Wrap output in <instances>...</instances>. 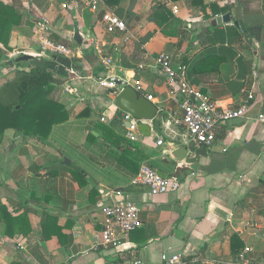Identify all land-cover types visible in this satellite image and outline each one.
Returning <instances> with one entry per match:
<instances>
[{
	"label": "crops",
	"instance_id": "0c3cea01",
	"mask_svg": "<svg viewBox=\"0 0 264 264\" xmlns=\"http://www.w3.org/2000/svg\"><path fill=\"white\" fill-rule=\"evenodd\" d=\"M86 1L0 0L24 15L23 25L11 34L13 52L6 57L40 52L35 28L42 19L51 27L50 39L71 50L70 55L40 58L61 81L53 98L66 107L69 120L54 126L47 141L10 129L0 144V202L13 217L26 216L31 229L27 235L16 232L9 238L5 224L0 223V264H131L138 260L159 264L164 253L184 260L204 247L205 264H226L233 259L234 234L249 258L263 261L264 124L253 118L264 114V0H204L206 5H196L194 0H117L110 5L105 0L126 21L129 32L125 35L106 33ZM211 3L230 8L233 21L213 27L214 20L225 14L211 16L207 9ZM161 4L172 14L163 25L153 20ZM233 27L237 31L228 33ZM237 36L241 39L234 42ZM90 39L102 48L101 54ZM228 41L234 42L229 50ZM163 53L178 64L187 62L190 82L221 107L239 108L249 93L254 99L247 102L242 123L223 126L214 145L206 149L208 155L179 173L178 191L150 195L132 185L137 174L122 162L127 143L103 129L104 124H112L115 134L127 135L123 112L114 105L119 93L102 88L98 81L118 76L127 87H142L141 98L152 97L159 113L155 121L147 122L150 136L139 132L137 142L129 141L140 150V168L147 164L176 178L178 168L185 165L174 160L173 152L180 147L191 153L196 150L182 144V130L172 123L179 110L157 65ZM103 58L111 59V64L105 66ZM5 76L0 70V81ZM160 139L162 147L156 145ZM122 198L142 211L146 241L135 242L138 235L135 241L129 240L133 249L129 256H137L136 260L100 245L105 222L102 207ZM50 218L55 223L47 225L45 233Z\"/></svg>",
	"mask_w": 264,
	"mask_h": 264
},
{
	"label": "built area",
	"instance_id": "2783aa9c",
	"mask_svg": "<svg viewBox=\"0 0 264 264\" xmlns=\"http://www.w3.org/2000/svg\"><path fill=\"white\" fill-rule=\"evenodd\" d=\"M86 7L96 16L100 17V22L108 34H127L129 32L127 24L107 7L105 0H87ZM174 14H178V9L174 8ZM40 40V52L33 54L36 58H45L52 55H70L71 50L63 44H58L50 39L51 27L46 19L38 21L36 28ZM97 52L102 53V48L93 40ZM157 65L164 73L169 85V95L171 100L177 105L179 114L173 118V124L182 130V144L192 149H209L218 138L223 126L229 125L233 120L244 118L248 103L254 99L252 93L248 94V103L239 108H223L216 101L205 95L202 90L193 85L188 77V69L182 64L174 61L169 53L160 54L157 58ZM105 66L111 64V59L103 58ZM102 88L114 90L120 93L125 87V83L118 77H100L98 81ZM137 92L142 91V87L136 88ZM152 101V97H148ZM253 120L264 124V114L253 118ZM122 121L130 124L126 128V136L131 142L139 140V124H147L144 120H137L130 114L123 113ZM102 122L108 123V119L102 118ZM171 122L169 124H172ZM156 145L162 147L164 141L160 139ZM132 185L137 188H145L150 195H163L169 192H176L181 188V182L177 178L163 177L158 171L143 164L132 180ZM121 196V193H117ZM102 214L105 222L101 232L100 245L106 250H113L116 253H123L130 249V234L143 227L142 211L138 204L131 200L122 198L120 201L114 200L111 204L102 207ZM183 259L178 256L163 254L159 264H180ZM131 264H143L140 260ZM226 264H264L263 261H254L244 252Z\"/></svg>",
	"mask_w": 264,
	"mask_h": 264
},
{
	"label": "trees",
	"instance_id": "16d2710c",
	"mask_svg": "<svg viewBox=\"0 0 264 264\" xmlns=\"http://www.w3.org/2000/svg\"><path fill=\"white\" fill-rule=\"evenodd\" d=\"M115 1L117 2V0H106L110 5L114 4ZM194 3L196 5H206L204 0H194ZM207 9L213 17L226 14L230 11L228 7L220 8L217 3L208 4ZM100 17L101 16H99V18ZM171 18V11L163 4L157 7L153 16V20H160V25L169 23ZM123 21L126 23L125 20ZM23 23L24 15L19 9L14 5L0 2V58L4 57L6 53L13 52V49L9 45L11 34L16 27L22 26ZM215 31L216 33L220 32L219 30ZM236 31L234 27L228 28L227 30L228 33H235ZM240 39L241 37L237 36L234 42H238ZM234 42L228 41V47L226 49L229 50V48L234 45ZM223 49L226 50L222 48L221 51H223ZM213 52V50L208 51L204 57L208 56V54L211 55ZM239 62L242 66H245V61L239 60ZM180 64L188 67L187 62H181ZM60 83L61 81L55 79L54 73L47 70L45 67H29V70L18 69L13 79L5 81L0 85V144L3 142L5 132L10 129L15 130L18 135L23 137H33L40 141H47L54 126L64 124L69 120L66 107L53 98V92ZM103 129L107 135H112L119 142L125 141V143H127V152L122 155V162L127 168L132 169V171L137 174L140 170V160L137 158L140 150L136 146H133L126 135L115 134L114 131L116 130L112 124H104ZM106 141L110 142L111 140L106 137ZM132 149L134 150L132 151ZM0 223L5 224V233L9 238L13 237L16 232L27 235L31 230L26 216L22 214L21 216L13 217L8 208L1 202ZM54 223L55 220L53 218L48 219V224L44 226L45 233H47V225L52 226ZM25 227L28 228L24 230ZM135 235H138L140 239L138 238L135 241L133 238ZM45 238L49 239L50 235L44 236V239ZM129 240H134L135 242L146 241L143 227L134 230L130 234ZM205 249L206 247L202 248L200 252L194 254L192 257L184 259L180 264H205V260L202 258ZM244 249V243L238 235L234 234L232 236L233 258L241 254ZM132 250L133 249H129L121 253L123 254L121 256L127 260H136L137 256H129ZM20 263L23 264L22 262Z\"/></svg>",
	"mask_w": 264,
	"mask_h": 264
},
{
	"label": "water",
	"instance_id": "95a60500",
	"mask_svg": "<svg viewBox=\"0 0 264 264\" xmlns=\"http://www.w3.org/2000/svg\"><path fill=\"white\" fill-rule=\"evenodd\" d=\"M232 13H227L223 16L217 17L213 22V27L222 26L223 24H230L232 22ZM234 25L237 28L242 27L240 22H235ZM78 42H82L80 39V34L76 33ZM18 62H27L30 67L33 68H44L45 61L40 58H35L31 55H23ZM10 65H13L10 62ZM114 93V91H113ZM114 105L123 113L130 114L133 118L137 120H144L146 122H153L158 116L159 110L155 104H153L147 98H141L137 90L132 87H125L116 97ZM242 123V119H235L231 122L232 126H236ZM130 124H127L128 128ZM139 132L146 137L150 136V127L148 124H139ZM208 155L206 149H197L194 152H190L185 147H180L175 150L172 154L174 160L184 163V167H180L177 170L176 178L179 176L180 172H185L189 170V166L197 163L200 157H206ZM66 161V160H65ZM70 163V162H67ZM160 175L166 177L164 173L158 171Z\"/></svg>",
	"mask_w": 264,
	"mask_h": 264
},
{
	"label": "rangeland",
	"instance_id": "374dc122",
	"mask_svg": "<svg viewBox=\"0 0 264 264\" xmlns=\"http://www.w3.org/2000/svg\"><path fill=\"white\" fill-rule=\"evenodd\" d=\"M56 55H58V54H56ZM20 56H23V55H19L16 59H13L12 57L9 56V54H7V57L5 56L6 58H3V57L0 58V70H1V72L3 74H6V76L3 77L5 79L3 82L13 79L15 77V73L18 70V68H21L22 66L25 67V68H28V63L27 62H25V63L24 62H19L17 64V68L13 69L15 61L17 59H19ZM53 56L54 55L50 56L49 58H52ZM10 62H13V65H10ZM10 68H11V70H10ZM57 80L60 81V79H57ZM3 82L0 81V85Z\"/></svg>",
	"mask_w": 264,
	"mask_h": 264
}]
</instances>
